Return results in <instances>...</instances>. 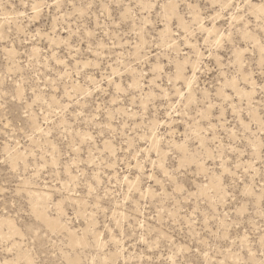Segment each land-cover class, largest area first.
<instances>
[{"label":"rangeland","instance_id":"374dc122","mask_svg":"<svg viewBox=\"0 0 264 264\" xmlns=\"http://www.w3.org/2000/svg\"><path fill=\"white\" fill-rule=\"evenodd\" d=\"M0 264H264V0H0Z\"/></svg>","mask_w":264,"mask_h":264}]
</instances>
